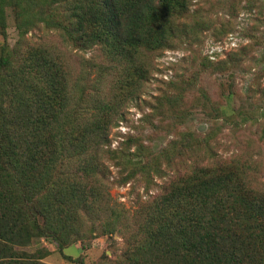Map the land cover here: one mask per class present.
<instances>
[{"label":"trees","instance_id":"16d2710c","mask_svg":"<svg viewBox=\"0 0 264 264\" xmlns=\"http://www.w3.org/2000/svg\"><path fill=\"white\" fill-rule=\"evenodd\" d=\"M189 3L0 0V36H7L9 6L21 35L13 49L0 42V264H48L49 250L24 248L44 238L64 250L83 240L91 220L102 222L104 234L123 230L126 237L124 258L113 262L104 255L99 264H264V190L251 185L247 163L214 157L210 137L185 136L157 155L168 166L174 149L178 157L189 152L195 159L130 218L110 193L105 157L163 174L159 162L150 167L146 161V145L139 143L129 156L108 146L122 118L119 100L148 78L144 55L187 30L178 18ZM58 4L73 21L70 27L54 15L40 16ZM40 25L83 49L102 47L123 66L121 89L104 95L83 87L72 82L58 53L25 46L24 36Z\"/></svg>","mask_w":264,"mask_h":264},{"label":"rangeland","instance_id":"374dc122","mask_svg":"<svg viewBox=\"0 0 264 264\" xmlns=\"http://www.w3.org/2000/svg\"><path fill=\"white\" fill-rule=\"evenodd\" d=\"M64 13L58 4L40 16L54 15L67 28L73 21L64 18ZM180 14L178 24L183 28L186 24L187 30L166 47L144 55L148 78L130 88L129 98L119 100L122 118L111 131L108 147L118 150L117 156L122 150L129 156L142 143L148 147L145 158L149 166L159 162L163 171L161 176L153 170L145 174L140 166H125L126 159L105 157L113 182L110 193L128 218L161 196L172 179L189 171L185 167L195 159L189 152L178 157L174 149L172 166L165 157L156 158L172 141L185 136L210 137L214 157L247 163L251 185L264 190V0H190L187 11ZM6 17L7 36H0V42L13 49L21 35L10 6ZM24 44L58 53L72 82L98 87L96 92L104 95L121 89L123 66L109 59L100 46L83 49L43 25L29 31ZM129 138L136 143H128ZM86 225L83 240L64 250L44 238L24 249L31 253L49 250L43 260L48 264H99L104 255L113 262L124 258L123 230L104 234L100 220Z\"/></svg>","mask_w":264,"mask_h":264}]
</instances>
